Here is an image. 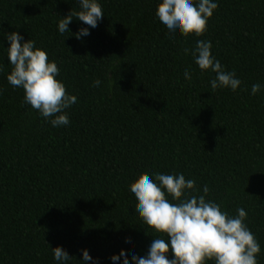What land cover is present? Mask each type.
Here are the masks:
<instances>
[{
    "label": "trees",
    "instance_id": "trees-1",
    "mask_svg": "<svg viewBox=\"0 0 264 264\" xmlns=\"http://www.w3.org/2000/svg\"><path fill=\"white\" fill-rule=\"evenodd\" d=\"M99 2L104 16L77 40L87 27L77 18L57 29L76 0H0V264H57V246L70 264H81V248L111 264L126 242L129 256L145 255L155 233L129 188L153 173H182L197 195L207 185L231 215L243 208L264 264V89L250 94L264 85V0H217L206 31L175 43L155 16L160 0ZM13 31L46 50L76 95L67 126L52 127L8 83ZM197 40L236 73V91L211 89L215 73L184 54Z\"/></svg>",
    "mask_w": 264,
    "mask_h": 264
},
{
    "label": "clouds",
    "instance_id": "clouds-1",
    "mask_svg": "<svg viewBox=\"0 0 264 264\" xmlns=\"http://www.w3.org/2000/svg\"><path fill=\"white\" fill-rule=\"evenodd\" d=\"M79 10L63 16L58 21V32H70L73 17L87 27H80L73 33L77 40L89 36L90 30L98 26L104 16L99 0H76ZM218 8L217 0H160L155 16L169 33L173 43L177 36L189 34L201 36L207 28V21ZM8 47L5 49L11 65L6 79L13 88H22L24 103L37 110L52 127L67 126L70 121L67 110L77 103L76 95L66 91L62 80L57 79L59 68L50 60L46 50L36 46L32 39L25 40L16 31L5 33ZM212 43L197 40L194 48H184L198 68L215 73L209 80L211 89L228 88L236 91L241 80L234 71H226L212 54ZM3 71V66H0ZM185 80L192 79V73L185 69ZM101 81H93L99 87ZM264 89L259 83L251 86L252 95ZM137 207L136 214L143 224L155 235L143 256L128 252L134 247L126 242L127 251L122 250L110 258L111 264H258L261 247L255 235L245 223L247 212L243 208L236 215L222 210L221 205L207 199L209 187L204 185L202 194L196 181L186 179L182 173H153L143 175L129 188ZM167 240V242H166ZM52 249L57 264H70L73 256L61 246ZM171 250V258L169 251ZM81 264H98V258L81 248Z\"/></svg>",
    "mask_w": 264,
    "mask_h": 264
}]
</instances>
